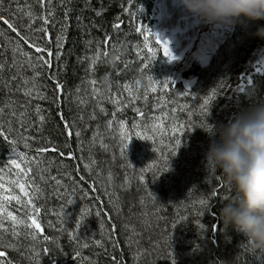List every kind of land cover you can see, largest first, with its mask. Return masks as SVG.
Returning <instances> with one entry per match:
<instances>
[{
  "label": "trees",
  "instance_id": "obj_1",
  "mask_svg": "<svg viewBox=\"0 0 264 264\" xmlns=\"http://www.w3.org/2000/svg\"><path fill=\"white\" fill-rule=\"evenodd\" d=\"M140 2L65 0L61 3V0H52L53 17L47 25V34L35 33L40 37L50 34L53 42L57 36H64L60 60L54 62L52 70L36 69L40 72L36 77L39 91L48 97L47 100L25 96L22 80L35 75L26 64L22 68L17 64L15 69L6 66L0 74V107L5 108L0 118L3 126L0 129L3 132L0 135V158L6 154L4 148L14 144L12 141L25 146L21 142L26 140L29 145L49 149L45 151L46 155L38 158L40 166L35 170L31 186L40 189L33 202L40 208L41 213L36 219L44 228L47 239L37 234L35 225L28 232L17 230L16 236L0 232V252L4 253L0 264H171L172 259L176 264H264V256L246 252V236L233 229L223 230L220 210L225 202L236 197L237 190L218 171L208 169L205 156L211 138L200 127L205 123L226 124L239 113L264 105V68L262 73L254 76L252 85H247L245 92L237 93V98L228 107L220 109L219 99L214 97L208 105V115L200 112L203 98L211 93L217 81L225 84L224 88L218 89L221 94L227 84L235 82L237 85L240 70L234 77L230 75L219 80L210 75L213 69L198 72L197 77L207 84L199 98L189 99L191 108L187 110H184L186 104L182 103L185 100L176 99V94L168 95L171 105L162 109L156 103L152 106V99L143 106L130 107L129 124L132 129H141L146 122L151 131L153 125L170 112L174 131L180 134L181 144L176 154L172 155L173 149L164 153L165 149L161 148L158 156L149 162L157 165L159 176L154 178L152 172H147L144 181L139 179L140 169L147 166L140 165L136 159L130 160L128 151L127 158L121 156L119 129L112 131L106 127V120L113 116L108 98L104 99L107 101L102 108L106 111L102 113L97 99L85 85L87 75L97 78L99 85L105 87V79L117 70H121L120 80L123 77L129 80L133 71H137L133 61L129 60L130 53H133L129 39L136 31L132 19L135 14L140 18L142 13ZM5 9L12 11L11 14L5 11L4 18L9 19L11 15L22 35H33L27 28L32 22L25 13L31 10L36 16L41 14V6L36 0H5ZM65 22L67 27L63 28ZM258 23L264 24V21L254 24ZM41 24V20L36 19L32 27L37 28ZM0 29L11 40L0 62L12 63V48L17 41L23 51L34 53L23 39L7 30L2 23ZM243 30L249 34L254 32L251 25ZM1 38L0 49L6 43ZM256 39L258 44L264 45V40ZM37 43L42 44L43 41ZM107 44L112 46L109 58L103 55ZM99 49L101 59L96 61L91 72V58ZM17 59L22 61L19 54ZM84 60L88 63L85 66ZM242 62L243 59L238 65ZM17 71L19 76L10 80ZM53 73L63 85L58 94L56 80L51 78ZM189 78L190 75L187 76ZM36 104L44 110L46 117L42 127L33 114L32 106ZM150 110L153 119L148 116ZM25 111L28 114L25 119L27 126L22 127L18 119ZM10 112H15V117ZM141 113L146 119L137 122ZM93 114L95 119L91 118ZM65 122L69 126L74 124V127L66 130ZM133 124L140 127L133 128ZM68 130L73 133L71 137L67 135ZM76 131L81 133L79 138ZM97 132L98 136L93 141V134ZM176 138L169 143L175 145ZM69 141L71 146L65 147ZM105 144L107 149L103 147ZM53 146L56 151L51 150ZM29 152L34 154L36 149L32 147ZM162 156L167 157L170 165L167 170H164ZM129 162L132 167L127 166ZM84 165H89L91 170ZM50 177H56L61 183L57 185ZM3 178L7 181L10 177L4 175ZM6 181L4 184H8ZM213 190L217 191L216 197H210ZM149 192L156 197L155 201ZM201 199H208L210 208H202L199 204ZM69 200L73 203L68 204ZM85 211L81 222V214ZM33 215L31 218L27 216L30 224ZM174 223L177 225L175 228L172 227ZM33 229L35 239L31 235Z\"/></svg>",
  "mask_w": 264,
  "mask_h": 264
},
{
  "label": "rangeland",
  "instance_id": "obj_2",
  "mask_svg": "<svg viewBox=\"0 0 264 264\" xmlns=\"http://www.w3.org/2000/svg\"><path fill=\"white\" fill-rule=\"evenodd\" d=\"M151 2V6H150ZM159 0H141L139 3V8L142 11L141 16H137L135 14L132 19L135 24V35L129 39L130 47L133 53H130L129 60L133 61V65L136 66L137 71H133L132 76L129 80L126 78H119L121 74L120 71H116L114 75L111 77H107L105 79V87L99 85V81L97 78H91L87 75L85 85L89 87L90 92L97 99L99 107H102V104L107 101L104 99L108 98L111 107L113 108V112L116 110V105L113 103L114 99H120L121 105L120 107L123 109L116 113L115 116H112L111 120L119 121L123 120L126 124V130L132 135L133 140L129 145L127 151L131 155L130 160L136 159L137 162L142 166H147L150 161H153L159 154L161 148H164V153L169 150L175 149L176 145H172L169 143L170 140H173L176 137H180V134L174 131L173 119L170 117V112H167V115L161 117L155 124L156 131H149L147 123H145V127H141V129L135 130L132 129L130 121V113L128 112L129 108L131 109L138 107V105L145 104L146 102L143 99L145 92H147L148 100L152 99L153 102L150 104L156 103L159 100L160 108L169 107L171 105L168 100V95L176 94V99H183L182 103L184 105V110H187L190 107L189 99L199 98V95L204 90V85L207 84L204 79L201 77H197L198 72H201L206 69H213L214 71L210 73V75L216 76V80H219L221 77H230L236 74L238 70L239 73V83L236 85L235 82H231L227 84L225 88V92L221 94L218 92V97L215 96V99H219L218 103L220 109H224L228 107V105L233 102L237 98L238 92H245L247 90V85H252L253 78L255 75L262 73L264 68V45L258 44L257 37L251 35V33H247L244 31L240 25H237L234 29L223 28L220 31L217 43V50L214 54L209 55L207 57L199 58L198 54L201 52L199 48V44L193 45L184 50L181 49L180 41L178 39L179 31H168L167 39H171L170 47L172 48L174 54L179 57L178 60L169 62L168 58L162 54V49L160 45L155 40L153 33H155V28L162 23L163 19V10L158 4ZM42 22V21H41ZM204 21H201V24L197 26L199 33L206 35L211 29L206 28L204 26ZM254 32L256 31L257 25L251 24ZM137 29H140L139 31ZM151 29V32L148 31ZM174 33V34H173ZM17 35V33H16ZM22 35V34H21ZM18 36V35H17ZM144 36H148L149 40L147 42L144 41ZM20 37V36H18ZM48 38L51 39L50 34L47 35ZM256 39V40H255ZM24 40V39H23ZM34 53L33 55H37L35 53V48L32 47L31 41H25ZM108 43V42H107ZM2 44V38L0 37V46ZM147 44V46H145ZM193 44V43H192ZM111 44H107L106 50L108 54V58L111 56ZM191 50V51H190ZM156 52V56H152V52ZM100 53V49L97 51ZM96 52V53H97ZM101 59V55L98 59V62ZM206 59L210 60V65L206 68H203L202 62ZM243 59V62L239 64V62ZM84 60V66L88 63ZM115 61V59H114ZM222 66H219V65ZM96 65V63H95ZM95 65L90 63L91 72L94 71ZM190 75V78L187 79V76ZM149 77L152 80H149ZM234 77V76H233ZM251 78V83H248L247 78ZM166 78L173 79L176 84H168L164 85L163 81ZM95 81L93 85L91 81ZM230 80V78L228 79ZM137 81L139 83L137 84ZM116 83V84H114ZM221 82L217 81L214 83V87L219 89V85ZM243 85L244 90L238 91V88ZM155 87L156 91H151V88ZM95 88L96 93L93 94L92 89ZM104 89V90H103ZM129 89L132 92V95L129 94ZM187 93V95H185ZM222 96V100L220 99ZM139 97V98H134ZM32 98V97H30ZM106 103V102H105ZM106 109V108H105ZM106 111V110H105ZM161 112V111H160ZM121 114V116H120ZM174 114V112H171ZM155 115V113H154ZM148 116L153 119L151 115V110L148 112ZM161 116V113H159ZM146 117L142 115L139 117L140 120H145ZM110 120V119H109ZM108 121V120H106ZM144 125V124H142ZM119 129V125L117 123L113 124V127L110 129L114 131L115 129ZM147 131V135L152 136V140H141L136 137V133L139 132L144 134ZM119 137V132H118ZM25 145L27 141L21 142ZM37 149V146L30 145V147L25 148V146H20L17 143H14L10 147L4 148L6 154L0 158V175L1 173L9 176L10 178L5 180L3 176H0V183L4 184L3 181H6L8 184H4V189H7V192L4 189H0V201L3 200L4 195H21L18 189H14L11 185V180L17 178L16 172L19 171L12 164V160L16 159L18 163H20L21 168H27L29 166V162H31L32 172L28 173V177L33 178L35 175V170H38L40 163L38 158H41V155H46V152L38 154L30 153V148ZM180 148V146H179ZM159 149V151H156ZM23 157V159H21ZM39 165V166H37ZM32 186V185H31ZM25 184L26 190L31 192V187ZM12 212L14 216L17 217L18 221L23 220L24 224H18L16 227L17 230L29 231V228L26 227V224H30L27 221V215H25V209L21 206L17 205L15 200H12L10 203L5 204V212ZM41 212L33 215L32 220H35L37 223V216L40 215ZM4 213L0 212V217H2ZM7 229V231H5ZM0 232H9L12 233L11 221H4V229H0ZM37 234L40 237H47L44 228L40 226L37 229Z\"/></svg>",
  "mask_w": 264,
  "mask_h": 264
},
{
  "label": "clouds",
  "instance_id": "obj_3",
  "mask_svg": "<svg viewBox=\"0 0 264 264\" xmlns=\"http://www.w3.org/2000/svg\"><path fill=\"white\" fill-rule=\"evenodd\" d=\"M182 4L205 23L227 29L237 25L247 29L264 21V0H182ZM251 35L264 40V24L258 23ZM201 129L211 138L205 156L208 169L218 171L237 190L220 210L223 230L242 233L247 237L246 252L264 256V105L241 112L226 124L209 123Z\"/></svg>",
  "mask_w": 264,
  "mask_h": 264
},
{
  "label": "snow or ice",
  "instance_id": "obj_4",
  "mask_svg": "<svg viewBox=\"0 0 264 264\" xmlns=\"http://www.w3.org/2000/svg\"><path fill=\"white\" fill-rule=\"evenodd\" d=\"M65 0H61V3H64ZM36 3L40 4L41 6V14L39 16H36L33 14V12L31 10H29L27 13H25L29 20L34 23L36 19H40L42 21V24L37 27V28H33L32 27V23H29L27 25V28L29 30L30 33H33V35H21V32L19 30V26H17L15 24V22L12 20L11 15L9 17V19H5L4 18V12L7 11L11 14V9H5V0H0V23H2L3 25L6 26L7 30L17 33L18 36H20L21 39H24L26 42L31 40L32 42V47L35 48V53L37 55H33L29 52H25L23 51L22 47L20 46L19 42L17 41L16 45L12 48V63L9 65L7 64V62H0V74H2L6 68V66L9 69H15L17 67V64L20 65V67L22 68L24 64H26L28 67L32 68L35 75L32 78H26L22 80V84L25 86V91L24 94L27 97H33L35 99H39V100H47L48 97L41 91H39V85L36 82V77L40 75V72H37L36 69L40 68V69H48L49 71L52 70L53 68V64L54 62H58L60 60V56H61V50L63 48V43H64V36L60 35L57 36L55 41L53 42L50 38H48L47 36L45 37H40L35 35V33H45L47 34L48 28L47 25L50 22V19L53 17V10L51 9L50 5L52 3V0H36ZM99 14V13H98ZM67 27V23L65 22L63 28ZM116 27L118 28L119 25H116ZM62 28V31H63ZM138 31L140 29H137ZM149 32H151V29H148ZM155 40L157 41V43L160 45L161 49H162V54L164 56H166L168 58V61L171 63L173 61H176L179 59V57H177L172 48L170 47V41L167 39L162 38L161 34L155 32L153 33ZM0 37H3L6 41L4 47L2 49H0V58H2L4 56V52L7 50V45L8 43H11V40L9 37H7L6 32L3 29H0ZM43 41V43H37V41ZM149 40L148 36H144V41L147 42ZM99 45V42H98ZM147 46V44L145 45ZM53 48H55V53L53 52ZM17 54H19L20 57H22V61L17 59ZM100 53L97 52L95 54V56H93L91 58V64L95 65L96 61L99 59L100 57ZM103 55L105 57H107V51H105L103 53ZM152 56L155 57L156 56V52L153 51L152 52ZM119 57H117L118 59ZM17 76H19V71H17L16 75L11 76L9 79L10 80H14L17 78ZM52 79L56 80V76L55 73L52 74ZM149 80L151 81L152 78L149 77ZM248 83H251V78L248 77L247 78ZM91 83L94 85L95 81H91ZM139 83V81H137V84ZM164 85H168V84H176V82L171 79V78H166L163 81ZM225 84L224 82H221L219 85V88H224ZM63 88V85L61 84V82L59 80H56V92L57 94L60 92V90ZM19 90V89H18ZM244 90V86L241 85L238 88V91H243ZM93 94L96 93L95 88L92 89ZM151 91L155 92L156 88L152 87ZM218 93V89L214 88L211 90V93L203 98V102L200 103L199 108H200V112L201 115H208V105L210 103V101L217 95ZM129 94L132 95L131 90L129 89ZM185 95H187V93H185ZM134 98H139V97H134ZM144 101L146 102L148 100V96H147V92H145L144 96H143ZM55 102V101H54ZM99 103V102H98ZM113 103L116 105V110L113 112V116L116 115L117 112L122 111L123 109L120 107L121 105V100L120 99H114ZM160 106L159 100L157 101V107ZM33 107V114L38 118L37 123L40 127L43 126L46 117L43 114V109L40 107L39 104H36ZM185 107H187V105H185ZM100 111L103 113L105 110L101 107ZM136 111L138 113H140V109L137 108ZM5 112V108L4 107H0V118L3 117V114ZM11 115H13L15 117V112H10ZM141 115H143L141 113ZM165 115H167V113H165ZM28 117L27 112H22L20 114V118L18 119V123H20V125L22 127L27 126L25 124V119ZM92 119H95V115L93 114ZM27 123L30 124L31 120L28 119ZM117 123L119 125V152L120 155L127 158L128 154H127V149L129 147V145L132 143L133 137L132 135L126 130V124L123 120H119V121H115V120H108L106 123V127L107 128H112L113 124ZM66 124V130L69 127H74V124L69 126L67 124V122H65ZM140 127V125L138 124H133V128H138ZM201 128H206L208 127V124H202L200 125ZM3 126L0 125V129H2ZM37 130H40L39 128H37ZM152 131H156V127L155 125H153ZM72 131L68 130L67 131V135L69 137L72 136ZM0 135H3V132L0 131ZM75 135L79 138L81 133L79 131L75 132ZM98 136V132L93 134V141L96 140ZM136 137L138 139L141 140H152L153 137L147 135V131L144 134H141L139 132L136 133ZM12 143H16V141H12ZM181 144V140L177 137L175 139V145L176 148L172 150V155L174 156L176 154V150L179 149V146ZM70 141L65 145V147H70ZM25 147H30V145L28 143H25ZM103 147L105 149H107L108 145H103ZM49 149L47 148H37L36 152L38 154L43 153L45 151H48ZM53 151H56V147L53 146L52 149ZM156 151H159V149H156ZM61 156H63V152L60 153ZM23 159V157L21 158ZM161 159H163L165 161L164 164V170H167L170 165L167 161V157L162 156ZM12 164L15 166L16 169H18L19 171L16 172V177L15 179L11 180V185L13 186L14 189H18L20 193H22L23 199L21 197V195H4L3 196V200L0 201V212L4 213V215L2 217H0V229H4V221L5 220H10L11 221V228H12V235L16 236L18 235L17 231H16V227L18 224H24L25 222L23 220H19L17 219L16 216L13 215L12 212L8 211L5 212V204L10 203L12 200H15L16 204L21 206L22 208L25 209V215L29 216V218H31V214H36L40 212V208L37 207V205L33 202L34 199L38 198L36 194H38L40 192V189L38 187L35 188H31V192L29 190H26L25 188V184L31 186L32 184H34V181L32 180L31 177H28V173L32 172V167L31 162H29V166L27 168H21L20 163L17 162L16 159L12 160ZM39 166V165H37ZM128 167H132V164L129 162V164L127 165ZM84 167L87 170H91L89 165H84ZM44 171H47V169H45ZM212 171L214 172L215 169H212ZM147 172H152L153 173V177L156 178L159 176V170H157V165L156 164H148L147 167L141 168L140 169V175H139V179L140 181H144L145 180V173ZM41 178H43L41 176ZM50 179H52L57 185H59L61 183L60 180H58L56 177H50ZM109 179H111V177H109ZM0 189H4V184L0 183ZM5 192H7V189H4ZM149 196L152 197L153 201H155L156 197L149 192ZM217 196V191L213 190L212 193L210 194V197H216ZM68 204H72L73 201L69 200L67 202ZM199 204L202 206V208H210V204H209V200L208 199H201L199 201ZM100 213L97 212V215H99ZM86 215V211L85 213L81 214V222L84 219V216ZM181 219H184L183 217ZM32 225H35V229H39L40 225L38 223H36L35 220L31 221V224H26L25 226L30 228L32 227ZM177 225L174 223L172 225L173 228H175ZM114 227V226H113ZM201 227H203L201 225ZM5 231H7V229H5ZM32 238L35 239L36 238V232L33 229L31 232ZM44 239H47V237H44ZM9 247H14L13 245H9ZM45 251H47V249H45ZM4 255L3 252H0V257H2ZM171 264H176L175 259H172Z\"/></svg>",
  "mask_w": 264,
  "mask_h": 264
},
{
  "label": "bare ground",
  "instance_id": "obj_5",
  "mask_svg": "<svg viewBox=\"0 0 264 264\" xmlns=\"http://www.w3.org/2000/svg\"><path fill=\"white\" fill-rule=\"evenodd\" d=\"M158 4L163 10V21L155 28L162 38L167 39L168 31H179L178 39L180 47L185 52L191 46L199 44V58L212 55L217 50L218 37L224 27L202 23L211 30L206 35L199 33L197 26L201 24V19L190 14L182 4V0H159ZM174 34V33H173ZM171 43V39H167ZM193 43V44H192ZM191 51V50H190Z\"/></svg>",
  "mask_w": 264,
  "mask_h": 264
},
{
  "label": "water",
  "instance_id": "obj_6",
  "mask_svg": "<svg viewBox=\"0 0 264 264\" xmlns=\"http://www.w3.org/2000/svg\"><path fill=\"white\" fill-rule=\"evenodd\" d=\"M210 60L209 59H206L205 61L202 62V65H203V68H206L208 67L210 64Z\"/></svg>",
  "mask_w": 264,
  "mask_h": 264
}]
</instances>
